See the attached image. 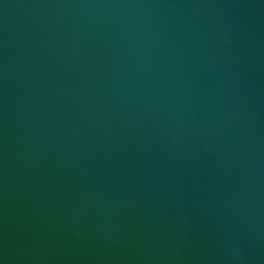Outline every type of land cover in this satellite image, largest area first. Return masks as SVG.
<instances>
[{"label": "water", "instance_id": "water-1", "mask_svg": "<svg viewBox=\"0 0 264 264\" xmlns=\"http://www.w3.org/2000/svg\"><path fill=\"white\" fill-rule=\"evenodd\" d=\"M0 264H264V0H0Z\"/></svg>", "mask_w": 264, "mask_h": 264}]
</instances>
